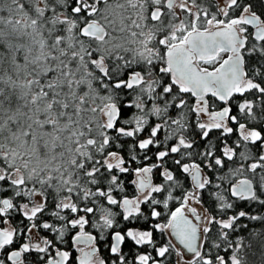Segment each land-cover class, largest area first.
I'll list each match as a JSON object with an SVG mask.
<instances>
[{
  "label": "snow or ice",
  "instance_id": "snow-or-ice-1",
  "mask_svg": "<svg viewBox=\"0 0 264 264\" xmlns=\"http://www.w3.org/2000/svg\"><path fill=\"white\" fill-rule=\"evenodd\" d=\"M242 218L264 0H0V264H264Z\"/></svg>",
  "mask_w": 264,
  "mask_h": 264
},
{
  "label": "flooded vegetation",
  "instance_id": "flooded-vegetation-1",
  "mask_svg": "<svg viewBox=\"0 0 264 264\" xmlns=\"http://www.w3.org/2000/svg\"><path fill=\"white\" fill-rule=\"evenodd\" d=\"M236 99L239 100L240 97H237ZM223 106H224V105L222 104V102L217 101V102H216L215 109H211V108H210V110H219V108H221V107H223ZM235 111H236L235 106H233V114H235ZM191 118H192V120L194 121V120H195V114H192V117H191ZM203 119H207V118H206V117H203ZM219 135H220L219 130H213V132L210 133V136H212L213 140H215V138L218 137ZM235 139H236V136L233 135V136L231 137V140H235ZM231 140H230V142H231ZM129 191L131 192V189H129ZM241 223H242V224H248L249 229H241V230L237 233V235H239V234L241 235L243 232H249V230H254V231H261V230H262V228L260 227V224H259L258 222H255V221H248L246 218H242V219H241ZM249 223H251L252 226H250ZM251 227H253V228H251ZM263 228H264V226H263ZM253 259L256 261V264H259L258 257H253Z\"/></svg>",
  "mask_w": 264,
  "mask_h": 264
},
{
  "label": "trees",
  "instance_id": "trees-1",
  "mask_svg": "<svg viewBox=\"0 0 264 264\" xmlns=\"http://www.w3.org/2000/svg\"><path fill=\"white\" fill-rule=\"evenodd\" d=\"M249 225L252 226L251 223H249ZM260 227L263 228L262 225H260ZM251 228H253V227H251ZM239 236L244 237L245 240L247 241L249 239V232H243L241 235L239 234Z\"/></svg>",
  "mask_w": 264,
  "mask_h": 264
}]
</instances>
